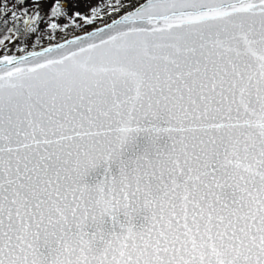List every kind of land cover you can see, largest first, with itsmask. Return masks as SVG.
Listing matches in <instances>:
<instances>
[{"label":"snow or ice","instance_id":"6c2138e0","mask_svg":"<svg viewBox=\"0 0 264 264\" xmlns=\"http://www.w3.org/2000/svg\"><path fill=\"white\" fill-rule=\"evenodd\" d=\"M128 7L0 56V264H264V0ZM0 15V52L43 19Z\"/></svg>","mask_w":264,"mask_h":264},{"label":"rangeland","instance_id":"374dc122","mask_svg":"<svg viewBox=\"0 0 264 264\" xmlns=\"http://www.w3.org/2000/svg\"><path fill=\"white\" fill-rule=\"evenodd\" d=\"M131 1L132 0H120L121 3H128ZM134 1L135 3L137 2L140 3L142 0H134ZM54 2L55 0H39V3L37 5L36 3H33V0H25L24 5H19L18 0H0V12L6 10L10 14L11 11L13 10L20 11L22 10V8H28L29 11L32 12L35 11L38 7L43 17V19L38 24L37 33H33V34H24L23 32L19 33V39H16L14 44L12 43L6 44V50L4 52H0V55L19 54L24 51L31 50L48 43L56 42L60 39H63L66 35H73L79 32H85L92 27L106 23L108 20L110 21L111 19L115 18L117 16V13H119L120 11L119 10L113 12L107 8V5L110 3H115V0H61V2L67 6V11L69 16H71L73 12H79L87 15L90 12V9L97 4L105 5L103 11L104 13H106V15H103L102 20H97V22L93 23L92 25L82 24L81 27H74L73 25L70 24L66 32L57 31L55 33H52L48 29V23L50 22L48 20V13ZM2 21H3V16L0 15L1 26H3ZM58 22L61 25L67 23L65 19H60ZM76 23H81V22L77 21ZM10 26L11 25H9V27ZM21 27H23L22 24ZM4 31L0 32V38H3V36L7 34V27ZM37 38L39 41L38 43H37ZM17 46L22 47L24 51H20Z\"/></svg>","mask_w":264,"mask_h":264},{"label":"water","instance_id":"95a60500","mask_svg":"<svg viewBox=\"0 0 264 264\" xmlns=\"http://www.w3.org/2000/svg\"><path fill=\"white\" fill-rule=\"evenodd\" d=\"M142 2H144V0L141 1L140 3H142ZM129 10H130V9H129ZM129 10H126V11L122 12L121 14H119L118 16H116V17L113 18V19H118L122 14L126 13V12L129 11ZM113 19H111L110 21H108V22H106V23H103V24H100V25H98V26L92 27V28H90L89 30H87V31H85V32H79V33H76V34H73V35H69V36H67V37H65V38H63V39H60V40L56 41V42L48 43V44H45V45H42V46H40V47H37V48L31 49V50H27V51H33V50H35V51H39V50H43V48H46V47H49V46H55V45L58 44V43H64V42H66L67 39H73V38H76V37H81V36L87 35V34H88L89 32H91V31H95V30H97L98 28H103V27H105L106 24H107V23H111V22L113 21ZM27 51H24V52L19 53V54H7V55H17V56H19V55H23V54H25ZM2 55H3V54H2ZM2 55H0V56H2ZM101 179H103V169H100L98 172L93 173V174L88 178V182L94 184V183H96L98 180H101ZM142 223H145L142 219L137 221V225H138V226H139L140 224H142ZM119 230H120V229H119V227L117 226L116 231H119ZM73 258H74V257H73Z\"/></svg>","mask_w":264,"mask_h":264},{"label":"trees","instance_id":"16d2710c","mask_svg":"<svg viewBox=\"0 0 264 264\" xmlns=\"http://www.w3.org/2000/svg\"><path fill=\"white\" fill-rule=\"evenodd\" d=\"M143 1V0H142ZM130 3H132V4H135V1L134 0H132L131 2H128V3H123V4H125L126 6H125V8L124 9H121L120 11H119V13H117V16L119 15V14H121L122 12H124V11H126V10H129L130 8L128 7V5L130 4ZM109 21V20H108ZM107 21V22H108ZM4 26H1V24H0V32L1 31H4L5 29H6V27L4 28ZM22 28V27H21ZM5 32V31H4ZM21 33V32H20ZM67 36H69V35H66L65 37H67ZM64 37V38H65Z\"/></svg>","mask_w":264,"mask_h":264}]
</instances>
